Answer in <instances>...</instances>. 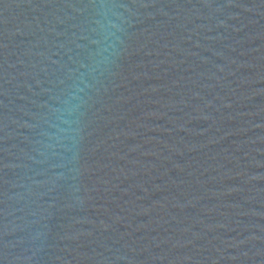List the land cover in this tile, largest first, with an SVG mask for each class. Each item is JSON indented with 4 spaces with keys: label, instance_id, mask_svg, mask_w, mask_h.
Segmentation results:
<instances>
[{
    "label": "water",
    "instance_id": "95a60500",
    "mask_svg": "<svg viewBox=\"0 0 264 264\" xmlns=\"http://www.w3.org/2000/svg\"><path fill=\"white\" fill-rule=\"evenodd\" d=\"M0 264H264V0H0Z\"/></svg>",
    "mask_w": 264,
    "mask_h": 264
}]
</instances>
